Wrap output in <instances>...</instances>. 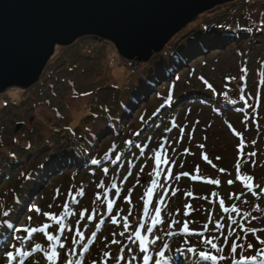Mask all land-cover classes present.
Segmentation results:
<instances>
[{"label": "rangeland", "instance_id": "rangeland-1", "mask_svg": "<svg viewBox=\"0 0 264 264\" xmlns=\"http://www.w3.org/2000/svg\"><path fill=\"white\" fill-rule=\"evenodd\" d=\"M134 70L84 36L56 46L32 88L0 94V221L11 211L29 229L12 233L21 249L31 237L25 264H128L136 231L146 247L162 237L149 256L191 241L217 257L181 254L187 264H241L264 249V0L200 14Z\"/></svg>", "mask_w": 264, "mask_h": 264}, {"label": "water", "instance_id": "water-1", "mask_svg": "<svg viewBox=\"0 0 264 264\" xmlns=\"http://www.w3.org/2000/svg\"><path fill=\"white\" fill-rule=\"evenodd\" d=\"M235 0H0V94L28 90L56 46L84 36L148 61L200 14Z\"/></svg>", "mask_w": 264, "mask_h": 264}, {"label": "snow or ice", "instance_id": "snow-or-ice-1", "mask_svg": "<svg viewBox=\"0 0 264 264\" xmlns=\"http://www.w3.org/2000/svg\"><path fill=\"white\" fill-rule=\"evenodd\" d=\"M246 71V70H245ZM207 83V82H205ZM209 88H211V85H208ZM168 163V160H165L164 155L161 154L159 159L157 160V163ZM100 162L97 160H92L91 164L93 165H98ZM155 183V182H154ZM229 184H232V181L229 180L228 181ZM246 187H252V185H247ZM154 194V190L152 188H149L145 194L146 197H151ZM126 200H130V197H126ZM144 204L145 207L147 208L150 204H153L152 200H149L147 198H145L144 200ZM14 205H15V201H14ZM21 206H23V202L21 201ZM107 208L109 210H111L113 208V205L111 203H109L107 205ZM154 211L157 214V217L160 216L161 214V209L158 207H154ZM227 211V209L225 208V212ZM55 218V217H53ZM91 219V217H89ZM155 226V222H153V227ZM153 227H147L145 228L144 231L148 232V233H152L153 232ZM29 232V229L27 228H17L16 227V220L14 218V213L11 211H6L3 213V221H0V233H7L6 237H5V241L4 243L8 245V249L3 251V256L7 261V264H25L24 260H21V257H25L26 258V247H27V241L31 238L30 236L24 237L25 240V249H21L19 247H17L15 240L17 239V237L13 236L12 233L13 232ZM32 231H35L34 229ZM255 231V230H253ZM185 232L188 235H192V233L188 232L187 229H185ZM82 235V233H77V236ZM121 235H124V233H121ZM164 235H172L171 231L164 233ZM142 236H143V232L142 231H136L135 235H129L128 239L130 241H132V243L134 245H136L139 248V252H140V256L136 255V250L137 248H129L128 252L130 254V259L128 261V264H133L134 261L136 260H141L142 259V264H168V260L172 261V264H187V261L185 260L184 262H181L179 260V257L181 256V254H184L185 257H187L188 255H195L197 252L199 253V259L202 260H211L213 262H215L217 260V257L215 255H209L208 252L202 250V249H198L194 246H192L191 241H185L184 242V247H177L176 249H174L175 252V256L174 257H168L167 259H165V257L167 256V251L165 252H159L157 253L155 256H149L148 252L151 248V246L158 244L161 240L162 237L159 235L156 236H150L149 237V245L146 247L144 246L143 240H142ZM48 240L52 241L54 240V237L52 235H48ZM218 239V237H208L205 238L203 240V243L206 247H208V251L210 252L212 249H216L218 247L217 243L215 242V240ZM225 240H227V237L224 238ZM11 240L13 241L11 244H8V241ZM257 243L258 244H264V238L259 237V235H257ZM64 245L61 244L60 247L62 248ZM248 249L249 250H254L255 246L253 244H248ZM164 248L166 250H173L171 248V245H164ZM28 255H30V253H28ZM53 255H59L57 252H53ZM264 259V249H259L257 250V255H254L251 258H245L243 261H241V264H257V259ZM123 257H120V260L123 261Z\"/></svg>", "mask_w": 264, "mask_h": 264}, {"label": "trees", "instance_id": "trees-1", "mask_svg": "<svg viewBox=\"0 0 264 264\" xmlns=\"http://www.w3.org/2000/svg\"><path fill=\"white\" fill-rule=\"evenodd\" d=\"M243 31H245L246 33H248L249 31H251V28H250V26H248V25H245V26H243V29H242ZM169 43V42H168ZM166 47H167V44H166V46L163 48V50L162 51H164L165 49H166ZM70 143V141L69 140H67L66 142H64V146H67L68 144ZM63 145H62V149H60L59 151H56V153H60V152H65V151H68L69 150V148H66V147H64ZM56 153H55V155H56ZM52 159V158H51Z\"/></svg>", "mask_w": 264, "mask_h": 264}, {"label": "built area", "instance_id": "built-area-1", "mask_svg": "<svg viewBox=\"0 0 264 264\" xmlns=\"http://www.w3.org/2000/svg\"><path fill=\"white\" fill-rule=\"evenodd\" d=\"M133 66V64L131 65V67Z\"/></svg>", "mask_w": 264, "mask_h": 264}]
</instances>
